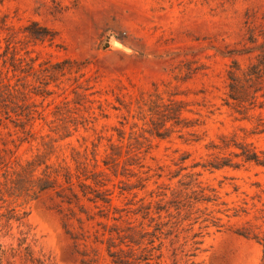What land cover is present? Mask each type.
Segmentation results:
<instances>
[{
	"label": "rangeland",
	"instance_id": "374dc122",
	"mask_svg": "<svg viewBox=\"0 0 264 264\" xmlns=\"http://www.w3.org/2000/svg\"><path fill=\"white\" fill-rule=\"evenodd\" d=\"M263 51L264 0H0V69L38 105L36 135L72 133L64 156L104 170L123 225L154 232L163 264L174 250L179 264H264V165L236 156H264ZM67 208L54 190L31 200L15 238L0 235L3 264L21 229L82 264Z\"/></svg>",
	"mask_w": 264,
	"mask_h": 264
},
{
	"label": "trees",
	"instance_id": "16d2710c",
	"mask_svg": "<svg viewBox=\"0 0 264 264\" xmlns=\"http://www.w3.org/2000/svg\"><path fill=\"white\" fill-rule=\"evenodd\" d=\"M261 58L264 59V56ZM65 63L71 61L64 60L60 65ZM261 71L264 73V63L256 67L253 74H261ZM28 95L15 87L10 77L0 69V127L7 130L4 134L0 129V235L13 240L15 223L20 228L25 226V219L29 215L28 203L37 199L42 192L54 190L61 205L68 206L66 216L74 218L79 225V231L72 233V238L82 264H163V241L154 232L135 225H123L122 210L113 205L111 192L104 188V170L98 169L97 165L90 169L87 153L75 147L71 148L70 160L64 156L59 143L72 133L36 135L33 122L36 113L39 114L38 105L35 102L28 103ZM6 120L18 127L22 135L12 133ZM33 140H39V144L34 147L32 154L19 156V147ZM240 149L236 156L242 157L243 161L264 165V156L248 144ZM87 180L93 183L89 184ZM83 199L93 206H87ZM112 208L120 214L112 217L115 223L110 226L104 219L110 218ZM86 222H96L100 228L88 234ZM18 234L17 246L12 243L9 248L12 258L9 264H56L50 255L37 251L28 241V231L21 229ZM100 246L105 247L104 255L101 254ZM176 252L174 250L173 264H179L181 260ZM5 254L6 250L0 243V264H3Z\"/></svg>",
	"mask_w": 264,
	"mask_h": 264
},
{
	"label": "water",
	"instance_id": "95a60500",
	"mask_svg": "<svg viewBox=\"0 0 264 264\" xmlns=\"http://www.w3.org/2000/svg\"><path fill=\"white\" fill-rule=\"evenodd\" d=\"M117 46L122 47L121 44H117Z\"/></svg>",
	"mask_w": 264,
	"mask_h": 264
}]
</instances>
